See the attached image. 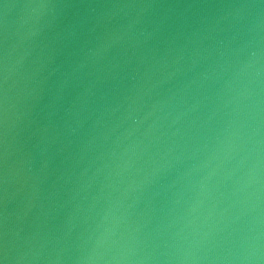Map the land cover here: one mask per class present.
Returning a JSON list of instances; mask_svg holds the SVG:
<instances>
[{
  "label": "water",
  "instance_id": "obj_1",
  "mask_svg": "<svg viewBox=\"0 0 264 264\" xmlns=\"http://www.w3.org/2000/svg\"><path fill=\"white\" fill-rule=\"evenodd\" d=\"M0 264H264V0H0Z\"/></svg>",
  "mask_w": 264,
  "mask_h": 264
}]
</instances>
